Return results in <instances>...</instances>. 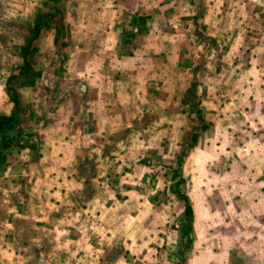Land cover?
Listing matches in <instances>:
<instances>
[{
  "label": "rangeland",
  "instance_id": "374dc122",
  "mask_svg": "<svg viewBox=\"0 0 264 264\" xmlns=\"http://www.w3.org/2000/svg\"><path fill=\"white\" fill-rule=\"evenodd\" d=\"M12 112L0 264H264V0H0Z\"/></svg>",
  "mask_w": 264,
  "mask_h": 264
},
{
  "label": "trees",
  "instance_id": "16d2710c",
  "mask_svg": "<svg viewBox=\"0 0 264 264\" xmlns=\"http://www.w3.org/2000/svg\"><path fill=\"white\" fill-rule=\"evenodd\" d=\"M39 30V21L34 25V32L32 34L33 37H35L38 33ZM27 48L28 47H23L22 48V56L24 58V62L23 65L21 66V71H28L29 70V63L26 59V54H27ZM10 86H7L8 90H11V88H9ZM11 97L14 103V107L18 108V100H17V96L14 93H11ZM15 120V112H12L10 115H0V134H2V138L0 139V160L3 159V155L4 153L1 152L2 150H4L5 148H7L8 144L14 140V136H10L9 131L13 129V121ZM207 124H201L198 129L204 130L205 128H207ZM196 138V132L190 133L187 137V141H188V147H190ZM187 147V148H188ZM187 148H185L184 150H182L178 156H177V164H179L181 162V157L182 155L186 152ZM191 206L188 204V202H185L184 205V213L186 216V222L188 223V225L190 224L191 221Z\"/></svg>",
  "mask_w": 264,
  "mask_h": 264
}]
</instances>
